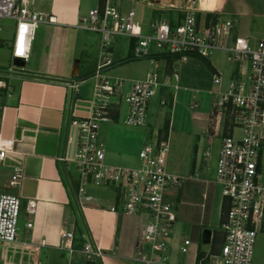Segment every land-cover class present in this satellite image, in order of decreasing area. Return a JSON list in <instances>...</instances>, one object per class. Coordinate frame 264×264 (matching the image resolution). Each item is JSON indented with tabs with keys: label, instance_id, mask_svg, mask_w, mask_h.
Instances as JSON below:
<instances>
[{
	"label": "built area",
	"instance_id": "1",
	"mask_svg": "<svg viewBox=\"0 0 264 264\" xmlns=\"http://www.w3.org/2000/svg\"><path fill=\"white\" fill-rule=\"evenodd\" d=\"M198 13V8L188 7L177 23L155 19L150 22L147 33L142 34L132 8L122 11L111 0H104L102 7L89 10L77 25L80 30L99 35V61L92 76L91 112L87 117L69 120L66 144L74 149L70 155L63 154L58 158V162L64 168L74 167L77 187L73 200L79 209L93 202L87 193L88 186L112 188L119 196L123 215L137 219L133 264H251L255 239L264 233V173L261 172L264 152V12L261 15L262 33L258 39L236 36L237 26L233 20L203 21ZM0 19L15 23L8 41L1 36L3 30L0 28V47L6 46L13 62L18 59L23 64L31 57L38 26L53 23L52 17L35 11L34 0H0ZM115 37L134 40L131 55L135 60L144 59L153 64L152 56L162 54L171 57L176 67L163 78L157 69H153L143 79L133 81L130 89L122 93L124 80L110 78L104 73L112 65L108 50ZM218 51L223 52L232 65L231 79L224 89L221 88V74L214 68L211 80L216 89L208 93L214 135L221 138L213 187L220 188V197L228 206L220 224L222 239L216 245L217 251L205 252L199 251L192 240L185 238L177 247L183 259L175 262L169 257L172 249L170 236L176 222L170 195L172 190L182 186V178L167 170L168 139L160 133L153 134L138 152L136 167L108 166L104 163V149L98 140L99 124L112 120L111 114L124 103L127 112L123 123L133 128L146 127L148 103L157 90L168 88L171 80L178 81L180 66L195 59L209 61ZM19 69L14 73L24 72L22 67ZM2 76L7 79L8 74L0 71V123L4 111L1 100L12 96L11 86L2 80ZM79 83L66 82L72 94ZM173 89L179 87L176 85ZM194 108L197 103L191 106ZM13 145V139L4 138L0 133V163L13 151ZM20 179L21 174L14 173L8 188H16ZM35 209V201L27 202L25 210L29 216L34 215ZM19 216V198L14 194L0 193V249L15 242ZM31 226L28 223L26 228ZM73 240L72 232L62 231L57 249L72 254L75 251ZM79 254L88 263L99 262L103 256L100 248L90 241L83 243Z\"/></svg>",
	"mask_w": 264,
	"mask_h": 264
},
{
	"label": "crops",
	"instance_id": "2",
	"mask_svg": "<svg viewBox=\"0 0 264 264\" xmlns=\"http://www.w3.org/2000/svg\"><path fill=\"white\" fill-rule=\"evenodd\" d=\"M89 1L91 3L87 4L84 0H34L36 12L53 18L52 24H41L36 30L38 43L35 48L32 46L35 50L31 51V55L34 53L41 64L32 73L23 72L7 78L12 96L1 100L4 111L0 133L4 138L13 139L14 145L13 151L0 163V193L14 194L19 198L20 216L15 242L5 244L0 249V264H133L137 219L123 215L117 192L104 201H95L91 196L92 204L79 209L73 200L77 187L74 167L73 170L70 168L72 165L64 168L58 162V158L63 154L70 155L74 149L66 144L69 120L87 117L91 112L92 90L90 87L84 89V85L92 78L98 64L100 38L97 33L78 29L77 25L89 10L102 7L104 0ZM212 1L211 11L221 10V0ZM199 2L206 4L207 0ZM150 22L145 26L137 22L142 34L147 33ZM133 45L134 40L129 39L127 55L105 69L107 72L121 65L109 73L124 80L122 93L130 89L133 81L143 79L153 69H157L163 78L176 67L172 59H155L154 56L162 54L152 56L155 60L153 64H129V61L135 60L131 55ZM178 69L180 71V67ZM187 79L181 73L177 82L171 80L168 88H159L155 95L158 97L157 105L164 107L162 101L172 102L176 92L173 87L183 82L189 83ZM70 81L80 82L73 94L66 84ZM122 106L125 107L123 113ZM126 112V106L121 103L111 114L112 121L121 119L123 122ZM115 126L104 127V140L99 141L104 154L108 155L110 161L129 163L133 160L137 164L136 151L131 155L125 154L127 149L117 135ZM169 126L170 121L166 131H150L148 123L144 128H135V134L142 139L140 148L155 133L168 139L169 144ZM213 127V120L209 116L206 118V131H211V136L215 137ZM16 132H19L18 136ZM99 137L100 132L98 140ZM207 144L211 145L210 138ZM169 149L167 170L182 178V186L172 190L170 195L176 211L171 259L179 262L183 258L178 257L177 247L185 238L192 240L199 251H214L215 247L212 250L204 249L201 232L210 230L209 244H214L216 233L211 227L215 222L214 227L218 226L216 229L221 232L220 224L228 206L225 199L216 195L213 182L207 178L210 156L200 139L189 148L191 154L176 147L171 152V144ZM16 172L21 174L19 185L8 188V182ZM29 201L36 202L33 216H29L25 210ZM28 223L32 225L29 229L26 228ZM62 231L73 233L72 248L75 251L72 254L57 249L58 236ZM85 241L100 248L103 256L99 262L88 263L79 254Z\"/></svg>",
	"mask_w": 264,
	"mask_h": 264
},
{
	"label": "rangeland",
	"instance_id": "3",
	"mask_svg": "<svg viewBox=\"0 0 264 264\" xmlns=\"http://www.w3.org/2000/svg\"><path fill=\"white\" fill-rule=\"evenodd\" d=\"M84 2L87 4H89V2L91 3L89 0H84ZM111 2L113 5H118L119 9L122 11L132 8L135 13L136 21L143 26L155 19L165 20L170 23H177L183 17L185 9L193 7L199 9L198 17H200V19L202 18L203 21L206 20L212 22L217 19H230L235 21L237 26V32L235 35L238 37L246 38L251 36L254 39H258L261 36L263 28V19L261 18V15L264 12V0H221V10L219 11H211L210 6L213 5L212 0H207L206 4H200L199 0H111ZM87 13L85 14L87 15ZM14 25L15 23L11 20L0 19V28L3 30L1 36L5 37L7 41L11 39ZM37 43L38 37H36L33 42L34 48ZM111 44V49L108 51L111 53V62L115 65L118 63L117 59L127 55L129 50V39L125 37H115L111 40ZM34 48L32 50H35ZM151 51L153 52V49ZM147 62L148 61L144 59L131 60L129 61V64L135 63L133 66H146L148 65ZM39 64H41V61H39L37 57H34L33 53L28 62L24 64L23 71L25 73H32L36 71L35 67ZM120 67L121 65L110 68L109 71H107L108 74L106 71L104 73L110 78H118L112 76L114 73L109 72L116 68L119 69ZM181 68H183L182 71ZM214 68L216 72L221 74L223 80L221 88L224 89L231 79L230 71L232 65L226 60V55L223 52L218 51L214 53L209 61L195 59L187 65L180 66L181 72L179 71V74L181 75L182 73L185 79L188 78L187 80L189 83L183 82L180 84L178 86L179 89L175 92L173 101H165L164 107H159L157 105V96L150 99L148 103L147 116V123L150 127V131L158 129L166 131L167 123L170 121L169 144H171V152H173L176 147L179 150L181 149L182 152H188L191 154L189 148L196 144L197 139H200V141L203 142L204 149H207L210 156V163L206 168L207 178H209L212 182L215 181V165L221 144L220 137H213L211 136V131H206V118L210 116L211 102V96L208 93L209 91L216 89L211 80L212 75L215 72ZM120 70L122 71L124 69ZM0 71L5 73V75L8 74L10 79L14 76L13 74H19L14 73V71H20V69L15 67L13 64V60L10 58L9 51L6 46L0 47ZM2 80L9 82V80L4 79V77ZM91 80L92 78L85 82L84 89H89L90 87L93 91L94 82ZM195 103H197V108L191 109V106ZM124 106L126 105L124 104ZM124 108L125 107L122 106L121 113L125 111ZM119 117L121 118V116ZM115 124L117 135L119 134L122 144L125 145L124 148L127 149L125 154L131 155L134 151H136L137 156L138 152L141 150L140 147L142 139L140 138V135L135 134V132H137L135 128L126 126L123 122H121V119L117 122L110 120L106 123H100L99 141L101 142V140H104L106 133L104 132V127L114 126ZM235 136H238V134L236 133ZM207 137L211 139V145L207 144ZM104 163L108 166L125 168H133L137 166L133 160L129 163L110 161L108 155L106 154ZM70 168L73 170V166ZM169 170L171 171V169ZM176 172L179 173L178 171ZM261 172L264 173V152ZM86 189L87 193L92 196L95 201L99 199L104 201L106 197L110 195L113 196V194L116 193V191L112 188L103 189L88 186ZM215 193L217 196H220L219 187L215 188ZM216 199H218V197ZM214 223L215 222H213L211 229L216 233L214 234L216 239L214 240V244L211 243L204 246L205 250H212L215 247L214 251H217L216 245L221 243L222 233L216 229L218 226L214 227ZM173 229L170 236L171 238L173 237ZM169 252L172 253L173 250L171 249ZM172 256V254L169 255L170 259ZM178 257L180 258L181 256ZM251 264H264V233L258 234L255 239Z\"/></svg>",
	"mask_w": 264,
	"mask_h": 264
},
{
	"label": "water",
	"instance_id": "4",
	"mask_svg": "<svg viewBox=\"0 0 264 264\" xmlns=\"http://www.w3.org/2000/svg\"><path fill=\"white\" fill-rule=\"evenodd\" d=\"M14 65L16 66V67H23V63L20 61V60H18V59H15L14 60ZM18 133L19 132H16V135L18 136ZM210 236H211V232H210V230H208V229H204L202 232H201V244L202 245H209V243H210Z\"/></svg>",
	"mask_w": 264,
	"mask_h": 264
},
{
	"label": "trees",
	"instance_id": "5",
	"mask_svg": "<svg viewBox=\"0 0 264 264\" xmlns=\"http://www.w3.org/2000/svg\"><path fill=\"white\" fill-rule=\"evenodd\" d=\"M154 57H155V59H159V58H169V59H171V57L166 56V55H158V56H154ZM166 129H167V127H166Z\"/></svg>",
	"mask_w": 264,
	"mask_h": 264
}]
</instances>
